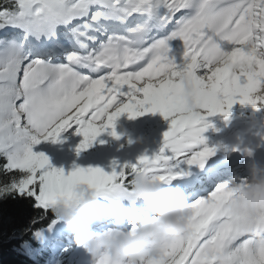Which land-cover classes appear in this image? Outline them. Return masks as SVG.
Instances as JSON below:
<instances>
[{"label": "snow or ice", "instance_id": "snow-or-ice-1", "mask_svg": "<svg viewBox=\"0 0 264 264\" xmlns=\"http://www.w3.org/2000/svg\"><path fill=\"white\" fill-rule=\"evenodd\" d=\"M185 76L197 86L198 110L180 99ZM236 103L264 104V0H0V202L19 200L35 213L4 237L41 264L46 250L60 248L54 205L77 199L82 184L119 200L136 173L169 183L184 174L182 164L203 167L217 150L203 136L207 117L227 119ZM148 112L170 120L164 145L120 171L66 174L33 150L77 126L79 153L109 128L120 139L122 114ZM234 192L222 184L189 204L188 231L152 264H264V221L229 214Z\"/></svg>", "mask_w": 264, "mask_h": 264}, {"label": "clouds", "instance_id": "clouds-1", "mask_svg": "<svg viewBox=\"0 0 264 264\" xmlns=\"http://www.w3.org/2000/svg\"><path fill=\"white\" fill-rule=\"evenodd\" d=\"M240 67L236 65L234 70ZM180 99L189 110H198L197 86L187 76L183 78ZM248 154L251 155V151ZM229 183L235 192L225 203L226 211L242 223L264 221V165L253 161L246 179ZM77 193V199L60 202L51 211L56 220L74 234L75 244L90 254L91 264H97L104 256L113 264H152L163 256L173 240L188 231L191 209L183 192L165 187L143 172L133 176L130 195L123 199L143 200L155 215L141 220L134 207L117 204L118 212L139 221L134 231L94 232L90 224L98 207L97 196L83 184L78 186Z\"/></svg>", "mask_w": 264, "mask_h": 264}, {"label": "bare ground", "instance_id": "bare-ground-1", "mask_svg": "<svg viewBox=\"0 0 264 264\" xmlns=\"http://www.w3.org/2000/svg\"><path fill=\"white\" fill-rule=\"evenodd\" d=\"M139 98H142V96ZM125 101H127L126 98ZM257 107L259 111L252 105L236 103L232 107L231 115L227 119H225L222 113L207 117V121L212 127H209L203 133V136L205 137L206 145L214 147L217 150L205 163H216L218 158L225 156L233 150L251 151L252 155L256 153L257 155H262V153L258 152L264 150V104H258ZM126 119L130 120L131 123L125 122ZM147 123L150 124L147 125ZM244 127H249L247 133L244 132ZM75 128L76 126H73L61 134L59 142L62 140L63 144H55L50 139L42 140L40 144L34 146L33 150L47 155L53 168L62 169L63 167H67V170L73 171L76 167H100L106 172L111 173L114 169L120 171L126 165V162L131 161L127 156L130 155L128 152L132 148L138 149V155L135 154L138 158L143 156L144 153L149 157L159 154L164 145V133L170 128V120L166 121L159 112H148L135 118H130L128 113H124L116 122V131L120 135V139L113 137L111 135V128H109L97 138L92 146L79 153L77 149L83 141V136L78 135L74 131ZM77 135L79 136V140H75ZM241 140L245 141L244 146L236 149L237 142ZM252 147L256 150H249ZM126 152L128 153L127 156L125 155ZM138 161L139 159L135 160L136 164ZM252 162H248V165ZM113 165H115L114 168L110 169ZM194 167L196 165H181L183 172L192 170ZM193 180L197 182V178ZM177 187H181V191L184 193V185ZM201 188L202 186L197 182L196 185L191 187V191L194 192ZM125 192L126 194L123 198L130 195L129 192ZM103 197L102 195L97 196V200ZM123 201L135 203L139 200L132 198L123 199ZM100 202L98 201V204ZM108 214L111 213L104 214L100 218ZM94 220H97V218H94L92 221ZM62 225L65 226L63 223ZM106 229L109 231L114 228L108 227ZM80 264H84V262L82 261ZM85 264H91V262L86 259Z\"/></svg>", "mask_w": 264, "mask_h": 264}, {"label": "trees", "instance_id": "trees-1", "mask_svg": "<svg viewBox=\"0 0 264 264\" xmlns=\"http://www.w3.org/2000/svg\"><path fill=\"white\" fill-rule=\"evenodd\" d=\"M4 157L0 156V162ZM35 213L26 208L19 200H7L0 202V264H32L26 257L19 255L13 249L20 244L19 240L8 242L4 233L24 228L28 225ZM48 221H42L35 225L36 228L45 227ZM25 236V239H28Z\"/></svg>", "mask_w": 264, "mask_h": 264}, {"label": "rangeland", "instance_id": "rangeland-1", "mask_svg": "<svg viewBox=\"0 0 264 264\" xmlns=\"http://www.w3.org/2000/svg\"><path fill=\"white\" fill-rule=\"evenodd\" d=\"M125 102H127V101H125ZM165 120H166V119H165ZM166 121H167V120H166ZM116 122H117V121H116ZM125 122H127V123H131V121L128 120V119H126ZM148 124H150V123H147V125H148ZM81 136H82V135H81ZM78 138H79V136L77 135V138H75V140H79ZM80 139H81V138H80ZM53 143H55V144H63V141H62V140H61V142H55V141H53ZM148 151H149V150H148ZM96 152H98V151H96ZM128 153H129L130 155H128ZM128 153L126 152L125 155H126V156L128 155L127 157H129V158L131 159L132 162L129 161V162H131V163L126 162L125 164L129 163V164H127V165H135V164H136L135 160H138V159H139L138 156H136V155H138V149H133V148H132V150H131L130 152H128ZM133 154H134V155H133ZM135 154H136V155H135ZM144 155H147V154L144 153L143 156H144ZM130 156H131V157H130ZM134 156H135V157H134ZM147 156H148V155H147ZM92 157H93V156H92ZM136 158H137V159H136ZM134 162H135V163H134ZM115 165H116V163H115ZM115 165L111 166L110 169H113ZM87 167H88V166H85V168H87ZM62 169L65 171L66 174H68V173L71 172L70 170H67V169H68L67 167H66V168L63 167ZM162 184H163V183H162ZM60 224L62 225V223H60ZM80 255L83 256L84 254H83V253H80ZM72 257H74V255L71 256V258H72Z\"/></svg>", "mask_w": 264, "mask_h": 264}]
</instances>
